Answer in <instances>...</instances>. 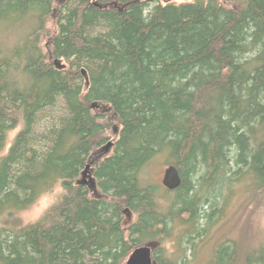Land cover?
Returning a JSON list of instances; mask_svg holds the SVG:
<instances>
[{"label":"trees","instance_id":"16d2710c","mask_svg":"<svg viewBox=\"0 0 264 264\" xmlns=\"http://www.w3.org/2000/svg\"><path fill=\"white\" fill-rule=\"evenodd\" d=\"M235 198L264 207V0H0V264H189L219 232L208 264H264L222 232Z\"/></svg>","mask_w":264,"mask_h":264},{"label":"rangeland","instance_id":"374dc122","mask_svg":"<svg viewBox=\"0 0 264 264\" xmlns=\"http://www.w3.org/2000/svg\"><path fill=\"white\" fill-rule=\"evenodd\" d=\"M161 1H174L176 3L179 2H186V1H194V0H161ZM11 33L14 30H9ZM113 130H110V134L112 135ZM167 165L163 158H158L152 162H150L145 171V177L151 181V183L161 184L163 186V177L165 173ZM37 208H32L31 211L33 213L36 212L38 209L39 199L37 200ZM244 201L235 198L231 201L228 209L226 210L227 222L221 228L222 232L225 233L229 237V239H233L234 243L237 242L241 246V250L243 252H249L258 250L260 244L264 240V207L255 208L254 205H247L245 206ZM245 207H243V206ZM23 220V219H22ZM24 221V220H23ZM25 222V221H24ZM216 227V226H215ZM214 227V228H215ZM213 228V229H214ZM217 228L215 229V231ZM220 235V232L216 235ZM224 235V234H223ZM223 235H221L223 237ZM214 238L211 241V244L216 241ZM220 240V238L218 239ZM222 242V241H220ZM218 243V241H217ZM233 243V244H234ZM211 244H205L204 246L199 249L198 253L191 257L192 260L189 264H208L209 260V246ZM167 248L171 245L170 243L166 244ZM126 259L123 261L122 264H125Z\"/></svg>","mask_w":264,"mask_h":264},{"label":"water","instance_id":"95a60500","mask_svg":"<svg viewBox=\"0 0 264 264\" xmlns=\"http://www.w3.org/2000/svg\"><path fill=\"white\" fill-rule=\"evenodd\" d=\"M58 67H62L59 60L55 61ZM111 142L105 147L108 150ZM181 175L174 165H168L163 177V185L169 190H175L181 185ZM125 264H153V245L145 244L136 247L127 257Z\"/></svg>","mask_w":264,"mask_h":264},{"label":"clouds","instance_id":"9594fccd","mask_svg":"<svg viewBox=\"0 0 264 264\" xmlns=\"http://www.w3.org/2000/svg\"><path fill=\"white\" fill-rule=\"evenodd\" d=\"M65 195H67L66 190L59 182H57L51 189L45 191L39 198L38 213H33L31 211L32 208H37V203L34 202L29 208L21 209L19 215L25 223H35L53 207L58 205L63 200Z\"/></svg>","mask_w":264,"mask_h":264},{"label":"flooded vegetation","instance_id":"af4514ba","mask_svg":"<svg viewBox=\"0 0 264 264\" xmlns=\"http://www.w3.org/2000/svg\"><path fill=\"white\" fill-rule=\"evenodd\" d=\"M117 130L114 129L113 133H116ZM111 147L108 150H99L94 156L91 157L90 161H87V163L85 164V168L83 169V171H81L79 179L77 180L78 183H83L84 185H89L91 181L93 180L92 178V171H93V167H92V162H97L100 161L102 158H104V156L106 154H108L110 152Z\"/></svg>","mask_w":264,"mask_h":264},{"label":"bare ground","instance_id":"6f19581e","mask_svg":"<svg viewBox=\"0 0 264 264\" xmlns=\"http://www.w3.org/2000/svg\"><path fill=\"white\" fill-rule=\"evenodd\" d=\"M6 48H8V47H6ZM7 50V49H6ZM9 50H10V48H9ZM92 107H94V104H92ZM111 142V144L113 143V141H109L108 143H106L105 145H104V147H102L100 150H103V148H105L109 143ZM112 146V145H111Z\"/></svg>","mask_w":264,"mask_h":264},{"label":"snow or ice","instance_id":"6c2138e0","mask_svg":"<svg viewBox=\"0 0 264 264\" xmlns=\"http://www.w3.org/2000/svg\"><path fill=\"white\" fill-rule=\"evenodd\" d=\"M38 211H39V210L37 209L36 212L38 213Z\"/></svg>","mask_w":264,"mask_h":264}]
</instances>
